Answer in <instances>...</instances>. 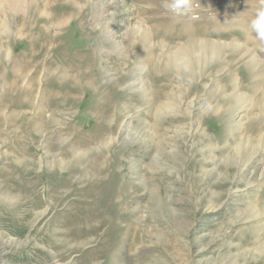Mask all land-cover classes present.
<instances>
[{
    "label": "rangeland",
    "instance_id": "1",
    "mask_svg": "<svg viewBox=\"0 0 264 264\" xmlns=\"http://www.w3.org/2000/svg\"><path fill=\"white\" fill-rule=\"evenodd\" d=\"M34 2L0 40V264H264V0Z\"/></svg>",
    "mask_w": 264,
    "mask_h": 264
},
{
    "label": "bare ground",
    "instance_id": "2",
    "mask_svg": "<svg viewBox=\"0 0 264 264\" xmlns=\"http://www.w3.org/2000/svg\"><path fill=\"white\" fill-rule=\"evenodd\" d=\"M34 4H35L34 0H0V40L2 39V37L4 35H8V36L11 35L10 17L13 20H15L16 18H19L21 16V14H23L24 16L21 18L23 20H25V18L28 16L27 9H31L34 6ZM5 6H8V8H6V9L13 10V11L10 14H9V11H4V10H6V9H4ZM11 14H12V16H10ZM18 15H20V16H18ZM23 24H24L23 25L24 27H27L29 23L26 24L24 22ZM17 34H19L18 36H20V37L25 36V33L21 32L20 30ZM1 53L3 54L2 43L0 46V57L2 56ZM6 57H8V58L12 57V50H8L6 52ZM9 60H11V59H9ZM14 60L18 64L17 66L14 67L15 68L14 69V75L18 79V78L23 76V73H26V71L29 70L28 67L30 64H27V62L24 61L23 58L21 60V58L18 59L16 57V58H14ZM177 60L180 63H184V62H186V57L184 55H179V57H177ZM11 84L13 86L14 80L11 82ZM80 155H83V154H80Z\"/></svg>",
    "mask_w": 264,
    "mask_h": 264
},
{
    "label": "clouds",
    "instance_id": "3",
    "mask_svg": "<svg viewBox=\"0 0 264 264\" xmlns=\"http://www.w3.org/2000/svg\"><path fill=\"white\" fill-rule=\"evenodd\" d=\"M236 20V17L232 18V21L226 23H232ZM248 28L255 33V39L260 45H264V5L258 7L253 14V18L248 22Z\"/></svg>",
    "mask_w": 264,
    "mask_h": 264
}]
</instances>
